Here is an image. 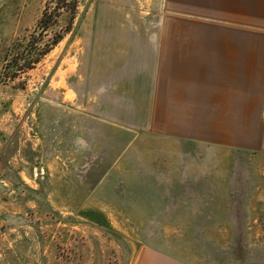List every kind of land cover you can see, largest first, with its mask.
<instances>
[{
  "label": "rangeland",
  "instance_id": "1",
  "mask_svg": "<svg viewBox=\"0 0 264 264\" xmlns=\"http://www.w3.org/2000/svg\"><path fill=\"white\" fill-rule=\"evenodd\" d=\"M48 4L57 0H0V264H138L156 237L201 249L217 235L161 232L176 220L171 204L196 195L187 181H232L235 217L222 233V259L264 264V156L193 147L205 152L183 155V169H173L169 147L114 119L91 88L92 21L161 11L144 0H77L72 31L71 10H59L39 46L64 38L32 68L6 67L39 35ZM195 220L206 229L208 219Z\"/></svg>",
  "mask_w": 264,
  "mask_h": 264
},
{
  "label": "crops",
  "instance_id": "2",
  "mask_svg": "<svg viewBox=\"0 0 264 264\" xmlns=\"http://www.w3.org/2000/svg\"><path fill=\"white\" fill-rule=\"evenodd\" d=\"M144 1L161 16L92 21L91 88L101 91L108 114L169 147L173 169H183V155L205 152L193 147L264 156V0ZM231 185L187 181L199 187L188 188L196 195L187 196L189 205L171 204L167 216L176 220L161 232L217 236L196 250L156 237L138 264H228L222 233L235 217ZM198 218L208 219L206 229H197Z\"/></svg>",
  "mask_w": 264,
  "mask_h": 264
},
{
  "label": "trees",
  "instance_id": "3",
  "mask_svg": "<svg viewBox=\"0 0 264 264\" xmlns=\"http://www.w3.org/2000/svg\"><path fill=\"white\" fill-rule=\"evenodd\" d=\"M77 5V0H57V5L52 9L48 4L38 23L40 29L39 35L37 36L35 33L32 40L28 41L26 45L18 47L19 49H16L14 54L9 55L7 58L8 62L6 67H15L16 69L19 68V70L32 68V64L38 62L43 55L48 53L52 47L57 45L64 38V34L55 33L53 39L44 43L43 47L39 46V43L41 40H44L49 29L56 24L57 18L59 16L57 12L64 8L71 10L72 14L70 17V27L67 29V32H70L73 30L72 28L76 18ZM40 36L41 38L39 41ZM20 59L24 60L25 63H21Z\"/></svg>",
  "mask_w": 264,
  "mask_h": 264
}]
</instances>
